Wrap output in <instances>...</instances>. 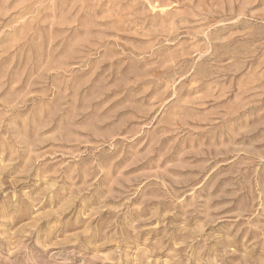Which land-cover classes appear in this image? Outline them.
I'll list each match as a JSON object with an SVG mask.
<instances>
[{
    "label": "rangeland",
    "instance_id": "1",
    "mask_svg": "<svg viewBox=\"0 0 264 264\" xmlns=\"http://www.w3.org/2000/svg\"><path fill=\"white\" fill-rule=\"evenodd\" d=\"M0 264H264V0H0Z\"/></svg>",
    "mask_w": 264,
    "mask_h": 264
}]
</instances>
